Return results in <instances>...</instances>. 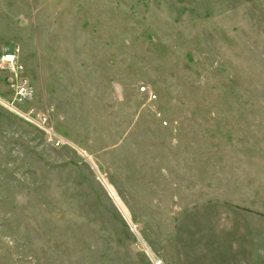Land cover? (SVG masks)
<instances>
[{"label": "rangeland", "instance_id": "374dc122", "mask_svg": "<svg viewBox=\"0 0 264 264\" xmlns=\"http://www.w3.org/2000/svg\"><path fill=\"white\" fill-rule=\"evenodd\" d=\"M21 78L19 108L71 146L0 104V264H199L222 237L251 244L264 0H0V102Z\"/></svg>", "mask_w": 264, "mask_h": 264}, {"label": "built area", "instance_id": "2783aa9c", "mask_svg": "<svg viewBox=\"0 0 264 264\" xmlns=\"http://www.w3.org/2000/svg\"><path fill=\"white\" fill-rule=\"evenodd\" d=\"M2 68L11 75L18 76L24 71L17 55L12 52H6L1 57ZM13 95L11 101L1 99L0 104L9 107L14 111L24 122L35 126L44 133L46 142L54 149H61L65 146H71L70 143L61 135H59L51 126V118L48 112L40 111L33 107L25 109L19 108L23 104L31 102L34 96L33 88L23 78L15 85H12ZM144 90V89H142ZM154 100L155 96H150Z\"/></svg>", "mask_w": 264, "mask_h": 264}, {"label": "crops", "instance_id": "0c3cea01", "mask_svg": "<svg viewBox=\"0 0 264 264\" xmlns=\"http://www.w3.org/2000/svg\"><path fill=\"white\" fill-rule=\"evenodd\" d=\"M255 230L251 244L237 245L232 237H222L206 249L199 264H264V222L253 224Z\"/></svg>", "mask_w": 264, "mask_h": 264}]
</instances>
